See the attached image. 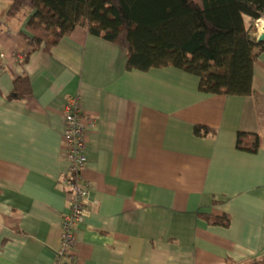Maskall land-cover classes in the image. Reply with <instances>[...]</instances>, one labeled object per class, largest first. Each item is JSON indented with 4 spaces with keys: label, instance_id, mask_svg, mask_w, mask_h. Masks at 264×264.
Returning a JSON list of instances; mask_svg holds the SVG:
<instances>
[{
    "label": "crops",
    "instance_id": "crops-1",
    "mask_svg": "<svg viewBox=\"0 0 264 264\" xmlns=\"http://www.w3.org/2000/svg\"><path fill=\"white\" fill-rule=\"evenodd\" d=\"M9 4L0 0V264L54 262L73 97L90 124L91 207L72 264H246L264 254V50L249 96L205 94L181 69H128L123 47L80 26L50 52L34 50L27 17H8ZM20 74L31 93L10 100ZM196 125L215 133L196 135ZM224 214L228 226L208 221Z\"/></svg>",
    "mask_w": 264,
    "mask_h": 264
},
{
    "label": "trees",
    "instance_id": "trees-1",
    "mask_svg": "<svg viewBox=\"0 0 264 264\" xmlns=\"http://www.w3.org/2000/svg\"><path fill=\"white\" fill-rule=\"evenodd\" d=\"M6 15L27 17L24 37L34 50L50 52L80 26L123 47L128 69H181L198 77L205 94L249 96L254 64L264 50V41L252 36L255 20L264 18V0H10ZM30 93L28 77L20 74L7 98ZM193 132L215 133L200 125ZM237 148L254 152L257 143ZM207 218L222 226L230 222L227 214ZM246 264H264V254Z\"/></svg>",
    "mask_w": 264,
    "mask_h": 264
},
{
    "label": "built area",
    "instance_id": "built-area-1",
    "mask_svg": "<svg viewBox=\"0 0 264 264\" xmlns=\"http://www.w3.org/2000/svg\"><path fill=\"white\" fill-rule=\"evenodd\" d=\"M262 32H264V26L257 19L252 34L257 39ZM63 119L65 123L63 151L68 160V168L62 183L68 194L69 209L61 220L60 245L53 264L73 263L76 228L91 207L88 201L91 185L83 176L86 168V135L90 124L82 116L76 97L69 98L64 103Z\"/></svg>",
    "mask_w": 264,
    "mask_h": 264
},
{
    "label": "water",
    "instance_id": "water-1",
    "mask_svg": "<svg viewBox=\"0 0 264 264\" xmlns=\"http://www.w3.org/2000/svg\"><path fill=\"white\" fill-rule=\"evenodd\" d=\"M256 41H264V32H262L256 39Z\"/></svg>",
    "mask_w": 264,
    "mask_h": 264
},
{
    "label": "bare ground",
    "instance_id": "bare-ground-1",
    "mask_svg": "<svg viewBox=\"0 0 264 264\" xmlns=\"http://www.w3.org/2000/svg\"><path fill=\"white\" fill-rule=\"evenodd\" d=\"M260 24H261L262 26H264V20H261V21H260Z\"/></svg>",
    "mask_w": 264,
    "mask_h": 264
}]
</instances>
